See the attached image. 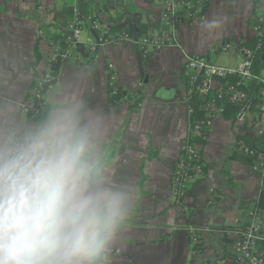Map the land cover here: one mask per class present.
<instances>
[{
    "label": "crops",
    "instance_id": "0c3cea01",
    "mask_svg": "<svg viewBox=\"0 0 264 264\" xmlns=\"http://www.w3.org/2000/svg\"><path fill=\"white\" fill-rule=\"evenodd\" d=\"M77 1L0 0V100L18 105L24 119L20 104L48 53V41L39 40L36 63L41 28L53 22L55 11ZM163 5L164 0H94L92 11L110 23L123 14L122 23L152 27L159 25ZM259 5L263 10L264 0ZM255 8L256 0H208L205 12L178 27V46L145 57L130 41L108 42L88 59L61 62L55 84H68L89 107L112 118L116 179L130 183L137 196L130 226L114 246L110 264H234L237 231L264 190V177L238 143L250 133L246 125L221 116L213 120L202 152L204 176L180 201L174 196L173 172L189 131L186 54L208 55L223 39L255 38L249 22ZM229 50L241 60L226 67H236L243 55ZM229 50L211 55L212 62L218 64L214 57ZM112 73L130 100H114ZM192 226L200 231L196 250Z\"/></svg>",
    "mask_w": 264,
    "mask_h": 264
},
{
    "label": "clouds",
    "instance_id": "9594fccd",
    "mask_svg": "<svg viewBox=\"0 0 264 264\" xmlns=\"http://www.w3.org/2000/svg\"><path fill=\"white\" fill-rule=\"evenodd\" d=\"M114 127L68 84L27 120L0 100V264H110L137 199L116 179Z\"/></svg>",
    "mask_w": 264,
    "mask_h": 264
},
{
    "label": "built area",
    "instance_id": "2783aa9c",
    "mask_svg": "<svg viewBox=\"0 0 264 264\" xmlns=\"http://www.w3.org/2000/svg\"><path fill=\"white\" fill-rule=\"evenodd\" d=\"M208 0H196V3L187 0H164L163 11L158 29L153 30L148 36L141 38H130L125 34L118 36L109 35L111 23L101 16L94 15L87 21H82L75 17L72 19L69 28L66 32L65 42L68 47L63 49L59 45L53 43L48 44V53L44 59L43 65L37 78V86H44L51 83V64L58 60L63 61L66 58H73L78 61H83L94 56L108 42L122 43L130 41L139 50L140 54L147 56L149 53L164 49L169 46H178L176 41V32L178 27L185 21L195 19L202 14V4ZM187 7L186 14L179 16L177 12L183 7ZM195 10H191V9ZM128 14H130L127 11ZM257 36L261 33L258 27H254ZM40 34L42 32L40 31ZM86 34V36H84ZM220 47L221 51L229 49H238L243 60L236 67H223L214 62H211L203 55L186 54L184 64V75L189 79L191 89L196 87L200 96H207L211 89L216 85L218 78H226L231 75L240 76L244 83L251 79L261 80L264 84V79L257 76L252 71V52L242 46L238 41H219L211 49ZM113 70V65H109ZM199 77H202L200 85L195 86ZM112 94L117 93L118 85L115 73L111 76ZM191 89L189 93H191ZM218 98L230 103L247 102L248 96L245 92L237 90L234 86L220 87L218 90ZM44 94L37 91V88L30 89L27 97L22 101L21 112L25 115L26 120L30 119L31 114L36 113V99L43 100ZM125 100H130L128 96H124ZM260 101L259 112L256 113H241L238 121H242L247 131L254 137H260L259 144L254 143L253 147H246L242 144L244 152L249 155H255L256 160L253 163V168L256 172L264 177V87L258 92ZM189 109V131L181 144L180 157L177 160L173 172L174 196L177 201L184 196L187 188L197 182L204 176V168L201 163L202 144L192 140L193 135L203 134L207 136L206 130L199 122L191 121L193 110L189 106V97H187ZM208 111L216 113L212 106L208 105ZM215 110V111H214ZM221 116L216 113L214 118H209L206 121L208 128H211L213 120ZM247 221L245 225L239 229V239L236 242V255L234 264H264V219L261 213L252 208L247 211ZM191 244L193 249L199 247L200 231L196 227H190Z\"/></svg>",
    "mask_w": 264,
    "mask_h": 264
},
{
    "label": "trees",
    "instance_id": "16d2710c",
    "mask_svg": "<svg viewBox=\"0 0 264 264\" xmlns=\"http://www.w3.org/2000/svg\"><path fill=\"white\" fill-rule=\"evenodd\" d=\"M192 3H196V0H187ZM261 0H256V8L252 15L249 18V22L252 26L258 27L261 35L257 36L251 40H235V39H223L222 41H238L242 46L247 48L252 52V71L259 77L264 79V9L260 10L259 4ZM94 4V0H78L77 3L73 6L64 5L61 9L55 11L53 22L49 25L43 26L41 28L42 34L39 36L38 42L36 43L34 49V56L36 58V63L38 64L41 59V54L39 50V40L46 39L48 43H53L55 45H59L61 48L65 49L68 47V44L65 42L66 32L69 28V25L75 17L82 21H87L92 16L96 15L92 11V7ZM202 13L205 12L208 7V1L201 3ZM192 11L195 9H191ZM188 8L183 6L178 12L177 15L182 16L186 14ZM124 15L120 14L118 17L112 19L111 26L109 28V35L118 36L121 34H125L130 38H141L144 36H148L153 30L160 28V25H154L150 27L147 24L138 22V27L135 24L131 23H122ZM221 52L220 47H216L215 49H211L210 54L203 55L207 57L211 62V55H216ZM61 60L53 62L51 64V74L52 81L51 83L45 84L44 86H37V78L39 77V72L36 71L34 74V78L30 89L37 88V91L41 94H45L50 85L55 84L58 79L59 67L61 64ZM187 83V97H189V106L193 110V114L191 115V121L199 122L203 127L202 130H206L207 136L210 128L207 129V125L205 124L207 119L214 118L216 113H220L221 117L227 119L232 123H236L239 119L241 113H256L259 112L260 101L258 99V92L260 88L264 87V84L261 80L251 79L244 83V80L237 75H231L226 78H218L216 80V85L213 89L210 90L207 96H200L199 91L196 87L191 89L189 84V79L185 77ZM202 81V77H199L195 83V86L200 85ZM234 86L237 90L245 92L248 96L247 102L241 103H230L228 101H223L218 98V90L220 87ZM191 89V93H189ZM115 101H121L126 96V93L121 87H118L117 93L113 95ZM43 100L36 99L35 106L37 108L36 113L31 114L30 119L37 116L42 108ZM208 105L214 108L216 113H211L208 111ZM247 129L246 126L243 128ZM207 136L204 138L203 134L201 135H193L192 140L196 143L202 144V152L204 145L207 141ZM239 144L246 147H253L254 143L259 144L260 137H254L251 133L244 134L240 136L238 140ZM202 152H201V163L204 168L205 166L202 161ZM248 159L252 162V164L256 160L255 155H249L244 153ZM252 208H256L260 213L264 211V190L257 202H255ZM251 208V209H252Z\"/></svg>",
    "mask_w": 264,
    "mask_h": 264
},
{
    "label": "rangeland",
    "instance_id": "374dc122",
    "mask_svg": "<svg viewBox=\"0 0 264 264\" xmlns=\"http://www.w3.org/2000/svg\"><path fill=\"white\" fill-rule=\"evenodd\" d=\"M86 36V34H84ZM217 60L218 65L226 67L229 65H235L241 60L240 55H238L235 50H229L228 52L221 54L220 56L214 57Z\"/></svg>",
    "mask_w": 264,
    "mask_h": 264
}]
</instances>
